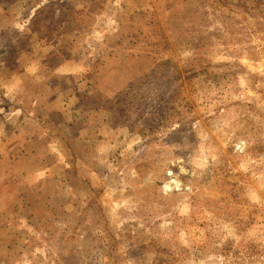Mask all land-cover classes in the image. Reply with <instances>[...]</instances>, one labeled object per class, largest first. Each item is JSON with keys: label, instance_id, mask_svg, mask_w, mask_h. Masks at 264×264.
Returning <instances> with one entry per match:
<instances>
[{"label": "rangeland", "instance_id": "374dc122", "mask_svg": "<svg viewBox=\"0 0 264 264\" xmlns=\"http://www.w3.org/2000/svg\"><path fill=\"white\" fill-rule=\"evenodd\" d=\"M242 2L0 0V264H264Z\"/></svg>", "mask_w": 264, "mask_h": 264}, {"label": "trees", "instance_id": "16d2710c", "mask_svg": "<svg viewBox=\"0 0 264 264\" xmlns=\"http://www.w3.org/2000/svg\"><path fill=\"white\" fill-rule=\"evenodd\" d=\"M238 1H242V0H238ZM246 2L243 0L241 5H245L246 6ZM248 8L251 9H258V12L264 14V0H253V5H248Z\"/></svg>", "mask_w": 264, "mask_h": 264}]
</instances>
